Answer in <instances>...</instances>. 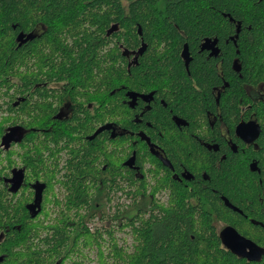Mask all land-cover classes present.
<instances>
[{
	"label": "trees",
	"instance_id": "16d2710c",
	"mask_svg": "<svg viewBox=\"0 0 264 264\" xmlns=\"http://www.w3.org/2000/svg\"><path fill=\"white\" fill-rule=\"evenodd\" d=\"M226 13L241 25L237 41L242 80L254 85L264 81V0H0V141L6 126L23 127L20 151L0 149V264H264V254L259 260L239 257L222 245L218 235L220 226L228 223L264 247V202L257 198L264 194V151L256 155L258 173L248 172L247 163L240 162L220 180L219 189L234 202L250 198L252 205H235L242 213L226 205H185L187 192L175 187L170 205L139 204V191L130 190V202L107 212L109 191L118 188L114 186L118 180L112 171L110 177H95L99 161L108 165L114 157L102 149L98 133L84 140L77 160L72 154L76 161L62 179L42 171L39 160L40 146L47 139L55 142L62 133L70 135L66 128L71 126L82 137L94 122L83 117L51 125L49 106L31 95L20 99L28 88L40 94L33 84L45 65L52 75L72 76L82 87L89 83L95 90L105 88L109 107L117 109L121 83L170 89L179 84L177 91H165L166 100L170 94L200 96L207 93L205 83L213 66L190 62L189 71L200 76L199 90L183 88L189 79L180 46L186 40L193 49L199 37L210 34L223 42L232 29ZM138 26L147 45L138 65L127 70L118 44H137ZM20 31L33 36L18 44ZM108 40L113 45L104 53ZM237 96L239 92L232 89L231 105ZM101 112L95 116L101 117ZM41 133L46 139L40 138ZM185 146L194 150L191 144ZM18 161L25 167L26 183L12 191L2 174ZM125 179L132 185L139 181L131 173ZM33 181H42L45 187L40 210L31 216L26 203L32 198L28 188ZM167 184V178H158L154 188ZM204 193L213 201L214 194ZM96 217L101 225L90 227ZM118 229L130 233V247L117 240ZM85 249L95 250L94 263Z\"/></svg>",
	"mask_w": 264,
	"mask_h": 264
},
{
	"label": "flooded vegetation",
	"instance_id": "af4514ba",
	"mask_svg": "<svg viewBox=\"0 0 264 264\" xmlns=\"http://www.w3.org/2000/svg\"><path fill=\"white\" fill-rule=\"evenodd\" d=\"M225 16L232 24V29L223 42L216 34H210L199 37L193 49L186 40L182 41L180 46L179 56L186 71L185 78L189 79L183 88L189 90L192 87L199 90L196 79L200 76L189 71L190 62L213 66L212 76L205 83L207 93L204 92L200 96L170 94L166 100L165 91L173 93L180 88L179 84L174 86L175 89L172 86L170 89L167 85L157 84H148L146 88L144 85L130 88L121 83L117 86L122 88L119 96L120 106L117 109L109 107L105 88L95 90L89 83L87 87H82L77 84L76 78L56 77L48 72L50 70L46 65L43 66L39 81L33 84L40 88V94L37 95L33 88H28L20 99L31 95L32 99L38 100L41 105L49 106L51 115L47 121L51 125L62 121L75 122L83 117L94 123L91 131L82 137V132L71 126L70 129L66 128L67 131L70 130V135L62 133L55 142L47 139L46 145H41L39 149L42 171L48 175L52 172L53 176L62 179L72 167V162L83 152L84 140L91 139L98 133L102 139V149L114 157L108 165L99 161L95 177L99 180L104 176L110 177L112 171L116 172L118 180V183H114L118 188L110 189V199L105 205H126L124 197L130 190L139 191V204L170 205L172 187L187 192L185 205H228L225 199L231 205H252L247 196H243L241 203H238L219 189L221 178L227 173H232L231 170L237 167V163L245 162L248 172L258 173L256 155L264 151V105L260 106L264 103V81L254 85L242 80L237 41L241 29L240 21L228 13ZM137 33L139 42L133 47L118 44L121 61L127 70L130 66L138 65L147 45L138 28ZM106 35H109V30ZM184 44L187 52L182 53ZM110 45L113 43L110 44L108 40V44L103 48L104 53ZM227 45H231L233 52H228L230 46ZM227 65L229 67H225ZM232 89H236L240 94L235 99V105H231L228 100ZM178 93L182 94L181 90ZM17 101L18 99H15L14 103ZM102 105L105 107L101 108ZM101 110L102 116H95L99 114L95 112ZM239 123H242L243 129L246 127V138L240 137L236 132ZM22 135L23 127L18 124L6 126L0 149L12 148L15 153L20 151L19 140ZM40 138L46 139L42 133ZM186 144L193 145L194 150L186 147ZM52 153H55L54 157ZM72 154L76 157L75 161ZM24 169L20 161L5 169L7 174H2V178L8 183L10 190L15 191L24 186ZM127 173H131L139 181L134 185L129 184L125 179ZM247 174L250 179L253 177L252 173ZM164 177L168 179L167 186L155 189L156 179ZM29 184L32 198L27 205L33 201L34 194L41 184L42 200L45 187L42 181ZM54 189L56 192L61 190L56 187ZM204 192L214 194L213 201L204 195ZM257 198L264 202L262 192L258 193ZM227 224L221 225L219 230Z\"/></svg>",
	"mask_w": 264,
	"mask_h": 264
},
{
	"label": "water",
	"instance_id": "95a60500",
	"mask_svg": "<svg viewBox=\"0 0 264 264\" xmlns=\"http://www.w3.org/2000/svg\"><path fill=\"white\" fill-rule=\"evenodd\" d=\"M139 29L140 27L138 26V31H140ZM30 37H32L31 33L25 34L22 31H20L16 35L15 39L18 42V44H20ZM185 52H187L186 44H184L183 50H182V53H185ZM245 129L246 127L243 129L242 123H239L236 127V132L240 137L246 138L247 136L245 135V132H244ZM3 141H4V138L2 137V142ZM41 185L39 187V190L35 192L33 201L29 205H26L31 216H34L40 210L41 189H42ZM225 202L226 204H228L226 206L232 208L233 210H237L240 212V209L237 206L231 205L226 199H225ZM218 234H219V238L221 240L222 245L239 257H244L247 260H259L261 256L264 254L263 246L257 244L255 241H253L249 237H246L243 234L239 233L238 230L230 224L223 226L219 230ZM0 259H1V256H0Z\"/></svg>",
	"mask_w": 264,
	"mask_h": 264
},
{
	"label": "rangeland",
	"instance_id": "374dc122",
	"mask_svg": "<svg viewBox=\"0 0 264 264\" xmlns=\"http://www.w3.org/2000/svg\"><path fill=\"white\" fill-rule=\"evenodd\" d=\"M124 199H125V203H128L130 201V198L128 196H125ZM119 206L122 207L125 205H119ZM115 209H116L115 205H106V211L107 212H112ZM101 223H102V221L99 220L97 217L93 218L90 221V225H91L90 227H94L95 225H101ZM115 236H116L117 240H119V242L125 243L126 245H128L130 247L132 240H131L130 233L126 229L125 230H120V229L116 230ZM85 252L88 253L89 257H91V259H92L90 261V263H94L93 259H94L95 250L94 249H90V250L85 249Z\"/></svg>",
	"mask_w": 264,
	"mask_h": 264
},
{
	"label": "bare ground",
	"instance_id": "6f19581e",
	"mask_svg": "<svg viewBox=\"0 0 264 264\" xmlns=\"http://www.w3.org/2000/svg\"><path fill=\"white\" fill-rule=\"evenodd\" d=\"M30 204V203H29Z\"/></svg>",
	"mask_w": 264,
	"mask_h": 264
}]
</instances>
